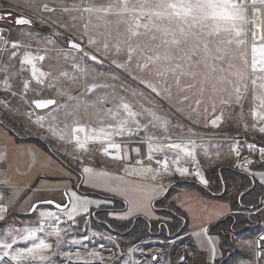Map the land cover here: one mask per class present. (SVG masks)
I'll return each mask as SVG.
<instances>
[{"label": "snow or ice", "instance_id": "obj_1", "mask_svg": "<svg viewBox=\"0 0 264 264\" xmlns=\"http://www.w3.org/2000/svg\"><path fill=\"white\" fill-rule=\"evenodd\" d=\"M63 2L59 0L61 5ZM34 3L35 0H24L23 6L32 8ZM38 10L79 13L71 19L73 25L80 23L83 27L81 42L69 41V48L74 52L60 50L59 54L65 61L81 60L76 53H82L83 57L99 64L108 59L148 90L146 93L125 87L118 82L120 78L115 74L110 77L102 74L93 76L86 64L76 62L71 64L72 71L83 80L93 81L84 85L85 93L101 90L94 102L89 103L71 95L67 97L70 103L61 104L55 98H37L28 102L36 110H48L47 116L37 115L34 123L65 145L57 151L83 164L85 155L90 158L93 155L89 146L100 145L99 152L122 164L123 173L151 182L145 186L147 193L142 198L127 201L126 216L151 214L153 200L167 191L163 184L155 183L163 175L195 177L202 184L208 183L197 159L198 149L205 154L208 149L191 138L195 135L191 129L171 133L169 113L155 103L150 94L169 104L175 101L179 105L177 110L189 119L197 117L206 122L205 126L210 124L218 128L224 121L225 107L233 104L242 106L250 82L253 92L250 114L254 122L251 125L245 122L243 127L264 134V23L257 25L255 20L257 13H264V0H80L71 7L60 8H51L44 3ZM11 15L10 11L0 15V20L8 19ZM49 20L50 17L44 19L43 23L47 24ZM53 23L60 24L59 21ZM15 24L30 26L32 20L19 16ZM60 26L65 27L63 24ZM45 39L47 43H54L52 39ZM85 40L91 52L84 51L82 43ZM6 47L10 48V59L18 60V70L30 74L28 79L21 81V97L36 91L31 87L33 82L40 89H55L58 95H66L57 87L60 80L76 81V76L68 71L54 75L53 67L44 70L41 65L46 59V48L34 53L28 50L30 43L9 42L0 34V50ZM39 51L45 54H39ZM0 72L5 73L3 90L15 97L17 93L12 91L10 82L15 73L9 75L8 65H0ZM37 95L40 93L37 92ZM0 104L7 107L8 101L0 100ZM202 113L205 114L203 117ZM24 115L31 120L33 112ZM209 115L213 118L209 119ZM240 115L242 117L243 113ZM200 119L195 122L200 123ZM176 127L183 126L177 124ZM158 129L163 131V136L146 135L143 141L147 146V160L151 161L156 154H162V158L155 161L158 166L153 168L151 163L146 164L143 160H137L136 166L129 163L131 157L127 148L117 143V139ZM68 146L72 151L68 150ZM243 147L250 152L258 151L257 160L264 167V146L248 143ZM135 151L140 153L139 148ZM231 151L237 158L241 157L239 141ZM243 161L237 166L249 171L253 161L247 157ZM189 165H195V170L190 171ZM77 174L82 176L85 186L93 187L104 186L107 178L113 175L89 165H84ZM251 175L258 176L264 183V171L251 172ZM117 178L122 180L123 176ZM3 183L7 185V181ZM110 190L126 193L123 188ZM64 196L66 199L61 203L45 200L31 206L29 213L38 212L39 216L35 226H4L0 231V264H51L53 246L48 238H55L57 248L67 243L66 235L71 234L77 226L76 218L91 216V208H98L102 203L77 191L66 190ZM2 200L4 196L0 193ZM43 205L50 207L41 210ZM7 212V207L0 203V222L5 221ZM202 234L207 238L210 259L214 261L217 250L207 227L195 233L197 237ZM71 243L79 244L80 241L71 240ZM262 243L264 236L257 242L258 249ZM90 255L101 261L104 259L99 252ZM262 255L264 253L260 251L255 253L257 259ZM152 259L156 260L157 257L153 256ZM184 259L181 257L182 262ZM84 264L90 262L85 261ZM125 264L128 262L125 261Z\"/></svg>", "mask_w": 264, "mask_h": 264}, {"label": "rangeland", "instance_id": "obj_2", "mask_svg": "<svg viewBox=\"0 0 264 264\" xmlns=\"http://www.w3.org/2000/svg\"><path fill=\"white\" fill-rule=\"evenodd\" d=\"M79 2L80 0H64L63 5H61L59 3V0H35V3L32 8H26L23 6L24 0H0V15H3L9 11L12 14L10 18L0 20V33L3 34L9 42L17 41L24 45L30 43V48L28 50H31L34 53L38 50H42L45 48L48 49L46 53V59L42 62L41 65L44 70L47 71L50 67H53L54 75H58L60 71H68L70 75L76 76L75 82L62 78L60 80V83L57 85V87H59L63 92H65L66 95H58L55 89H40L39 86H37L35 82H33L31 87L33 89H36V91H30L27 95L21 97V81L23 79H28L30 77V74L27 71L21 72L18 70V60L10 59V48L6 47L4 50H0V65L9 66V75L15 73L10 82L12 84V91L17 93V95L13 97L7 91L3 90V79L5 73L0 72V100L8 101L7 107H5L3 104H0V117H6V119L14 122L20 130L24 129L26 133L29 134L28 137L32 136V138H37L38 140L44 142L49 148L61 155L67 162H69L72 168H74L73 172L77 179V181L75 182V187L78 186L80 193H82V188V191L86 192L87 196H89L90 199L102 201L101 204H104L103 206H99L98 208L93 206L91 208V216H79V223H81L86 218H96V215L94 214L98 210H101V208L108 211L109 216L111 218H152L155 212V201L165 198L168 199V202L172 203L175 208L179 209V211L184 210L187 213L186 220L188 222L190 220L189 218H191L192 220V230L197 229L192 236L196 243H191L187 239V236H183L184 238L178 236L170 238L163 235L153 238L150 236H144L142 245L133 248H131L132 246H128V249L131 250V254L129 250L124 256L121 254L112 256L111 259L113 262L120 261L121 264H125V261H127L128 264H264V255H262L259 259H257L255 256V253L257 251L264 253V243L261 244V247L259 249L257 248V242L260 241V237L264 236V220L261 223V221L254 219L253 222H255V224H248V226L246 224L247 222H243L241 230L245 228H252L255 231V236L253 237H250L248 235L244 236L243 231L239 230L240 232H237L238 229H236L237 231L235 230L230 232L232 234L231 236L233 238V243L235 245L236 252L242 251L240 255H236L237 253L235 251L228 255L220 249L218 242L219 240L216 237H212L213 243H215L217 250L216 259L214 261L210 259V248L207 238L203 234L199 237L195 235V233L201 231V228L204 227V225H206L210 219H212L215 215L218 214V212L223 208V206H227V203L229 204L228 201H225L217 196L218 194L216 190L210 188V182L206 177V172L210 170L213 166H215L214 164L217 161V157H215V154L209 155L207 162L205 160L206 154L200 149L197 150L199 168L208 181L206 185L202 184L195 177H190V180H188L189 182H195L199 184L205 189H201L199 187H185L183 190H181L179 187L176 186L177 180L176 178H174V176H179L178 174H173L171 178L167 176L159 177L155 183L163 184L167 188V191L163 195L158 196L153 200L151 214L145 215L144 213H135L133 215L126 216V209H124V211L118 212L113 208L114 205L112 202V198L121 199L125 201L126 204L129 199H140L147 193V188L145 186L151 182L142 180L140 177L137 176L123 173L122 164L118 163L117 161H113L112 159L102 155L99 152L100 145H90L89 147L91 148L93 155L91 156V158L88 155H85L84 163L79 164L76 160H74L67 154L57 151L58 148H63L65 147V145L54 140L48 132H46L44 129H41L38 125L34 123L35 117L37 115L47 116L48 110L40 111L32 108L28 103L31 100L37 98H55L57 99L58 103L62 104L66 102L70 103L67 97L68 95H71L89 103H92L95 101L97 96L101 94V90L99 89L96 90V92L94 93H85L84 85L90 84L93 81L83 80L82 78H80L78 73H74L71 69L72 63L83 62L90 68L91 74L93 76H99L102 74L104 77H110L111 75L115 74L120 78L118 82L123 83L125 87L131 89H139L141 91H145L146 93L148 92L147 89L140 85L139 81L133 79L132 75H129L123 70L117 68L115 65H112L108 59H105L102 64H99L97 62L88 60L87 57H83L82 53H76L77 56L81 57V60L65 61L64 57L59 54L61 49H64L69 52H74V50L69 48L70 40H75L78 43L81 42V33H83L84 31L83 27L80 23H76L75 25H73V21L71 19L72 16H78L79 13H65L61 11L47 12L39 11L38 9L40 8V5L44 3H47L51 8H60L62 6L71 7L73 3ZM249 11V18L251 19V7ZM14 16H23L25 18L31 19L32 24L30 26L16 25L15 22H13ZM49 17V22L47 24L43 23V20L48 19ZM256 17L260 19L261 24L264 23V13H257L255 18ZM53 21H59L60 24L65 25V27H61L60 24L53 23ZM249 27H251V25H249ZM45 38L52 39L54 43H47ZM82 46L84 47L85 52H91V48L87 46L86 40L83 41ZM23 50L24 49L22 48L21 51ZM39 54L44 55L45 53L43 51H39ZM121 59H123V57H121ZM37 92H39L40 95H37ZM123 94L124 93H121V95ZM150 95L152 96V99L155 103L162 106L163 110L169 113L168 118L172 124V127L170 128L171 133H177L181 131L187 132L188 129H191L192 132L195 133V135H193L192 137L198 138L196 139L197 143H202L207 149L214 148L216 144L217 147L218 143H216V140L221 135H224L225 138H228L227 140L230 142V144L233 143L234 145H236L238 141L239 143H243L242 138H246L251 143H256L258 146H264V134H260L257 131L252 130L251 128L246 130L243 127V124L245 122L249 125L254 122L250 114V109L253 106V92L252 85L250 82L248 84V91L241 102L242 106L233 104L231 107H225L224 109L225 117L223 123L226 120H231L230 122H233L232 125L235 123V136L233 137H231L230 134H227L228 130H226L224 134H221L220 130L222 128L223 123H221L218 128L212 127L210 124H208L206 127H211L215 132H213L212 129L210 131H207L205 129L206 122L203 119L197 117L189 119L187 115L177 110L179 108V105H176L175 101H173L172 104H169L167 101L162 100L160 97H156L154 94ZM29 111L33 112L31 120H29L28 117L24 115ZM187 111V106H185V112ZM241 113H243L242 117L240 115ZM204 115L205 114L202 113L201 117H203ZM211 118H213V116L209 115V119ZM197 119H200V123L195 122ZM177 124L182 125L183 127H176ZM229 126L226 125V127ZM146 135L163 136L164 133L162 130L159 129L155 131L150 130L147 134L142 131L138 135H133L130 137L126 136L122 139H117L116 142L122 144V146H126L128 154L131 157L129 163H131L132 165L136 166L137 160H143L146 164L151 163L152 167L156 168L158 165L155 161L161 159L162 154H156L151 161L147 160V146L146 143L143 142L146 139ZM204 135L210 139L206 143L199 139ZM207 145L209 147H206ZM233 146H231V148H233ZM136 148L140 149L139 154L136 153ZM68 149L69 151H72L71 146H68ZM132 149H134L133 152L131 151ZM242 156L243 155H241L240 157V163L244 162ZM198 157L202 158L203 163L199 160ZM237 164L238 163L235 162V164L227 163L226 165H230L234 169L236 168L249 174H251V172L264 171V169H254V166L256 165L249 166V171H245L243 168L238 167ZM253 164L256 163L253 162ZM84 165L92 166L98 171L110 172L113 175L110 178H107L106 183L102 187L85 186L83 183L82 176L77 174L80 172L81 168ZM189 167L190 171L195 170V165H189ZM260 167L264 168L261 165ZM0 168H2L1 165ZM119 176H123V179H118L117 177ZM253 177L255 180L258 181L257 183L264 187V183H261L258 176ZM111 188H123L126 189V193L120 194L119 192L111 191ZM0 193H2L4 196V200L0 201V203H3L8 209L5 221L0 222V231L3 230L5 225L23 227L25 225L35 226L37 224L39 219L38 212L29 214V209L31 207L28 208L26 206V204L29 205L31 199L37 197L36 193L26 196V201L22 199L18 200V203L14 201V197L11 196L7 190L0 188ZM63 201L64 200H62V202ZM104 201H107V203H104ZM22 202L23 204L21 205ZM47 208L49 207H42L41 210ZM176 212L178 211L176 210ZM241 213L247 216L249 214L252 217L256 216L255 214H260L264 219V209H253L251 211L247 210L244 212L241 211L240 214ZM248 222L251 223L252 220H249ZM63 227H68V225ZM78 231V227L73 228L71 234L66 235V239L78 238ZM107 238L110 241H118L119 235L114 233L108 234ZM48 241L52 243L53 246L51 264H56L55 258H57V256L60 259L62 258L63 260L67 259V253L71 250V248L67 246L68 243H62L60 247L57 248L56 240L54 237H49ZM193 244L195 248H193ZM20 246L24 245L21 244ZM200 247H203L205 249H201ZM204 250L206 251L203 252ZM80 253L85 255L82 251H80ZM86 255L88 254L86 253ZM153 256L157 257V259L153 260ZM69 257H74V255L70 254ZM181 257L185 258L183 262L181 261ZM111 259L109 260V262L111 261ZM64 261L65 264H68V260ZM96 262H98V259L96 260ZM98 264H102V261L98 262Z\"/></svg>", "mask_w": 264, "mask_h": 264}, {"label": "crops", "instance_id": "obj_3", "mask_svg": "<svg viewBox=\"0 0 264 264\" xmlns=\"http://www.w3.org/2000/svg\"><path fill=\"white\" fill-rule=\"evenodd\" d=\"M230 121L231 120H226L223 123L220 132L221 134H224V132L228 130L227 134H230V136L233 137L235 136V123L232 125L233 122L231 123ZM226 125L228 126L231 125V126L226 127ZM205 129L207 131L208 130L210 131L212 128L206 127ZM192 138L194 140L198 139L194 137ZM199 139L202 140L204 143L210 140L205 135L200 137ZM227 139L228 138H225L224 135H221L217 138L216 143H218V146L216 147L217 145L216 144L214 148L208 149V153L205 156V160L207 162H208L209 155L215 154V157H217V161L214 164L215 166L219 165L224 168H232V166L230 165L228 166L226 164L227 163L235 164V162L240 163V158H237L231 151L232 149L231 146H233L234 144L233 143L230 144V142ZM206 147H209V146L207 145ZM133 150L134 149H132L131 151L133 152ZM0 158H1L0 165L2 167L0 168L1 169L0 170V188L7 190L8 193L14 197V201H16L17 203H18V200H21V199L26 201L27 200L25 199L26 196L32 195L33 193L37 194L36 198L30 200L29 205L26 204L28 208H30L36 202H39V201L41 202L45 200H54L58 203H61L62 200H65L66 198L64 196V192L66 190L67 191H77L78 194L87 195L86 192L80 193L78 186L75 187V182L77 181V179L72 169H69L68 167H66L62 162H60L53 155L46 152L44 149L39 147L34 142L29 141V140L18 141L17 138L14 135H12L10 131L1 122H0ZM199 160L203 163L202 158H199ZM163 176H167L171 178L173 174L163 175ZM174 178H176L177 180L176 185L179 182H187L188 180H190V177L174 176ZM4 181H7V185L3 183ZM179 188L183 190L185 187H179ZM187 188H190V187H187ZM13 189L15 190V193L13 192ZM224 192H225V188L222 194ZM112 200L120 201L121 204H123V208L116 209L118 212L124 211V209H127V204L125 203V201L121 199H117V198H112ZM157 201H155V203ZM23 202L21 203V205L23 204ZM155 203H154L155 212L152 218L145 219V218L139 217L135 219H119L115 217V219L119 221L134 220L133 224L136 223L135 222L136 219H140L141 221L146 220L148 224L149 222L160 221V227L166 226V222L170 221L171 219L168 217H161L159 216L158 213L159 211L167 210V207H160V206L156 207ZM103 205L101 204L100 207ZM181 212L186 217L187 213L184 210H181ZM232 213L234 212L231 210L230 205L227 203V206H223V208L218 212V214L215 215L212 219H210L206 225H204V227L208 228V235L211 237H216L219 240L218 241L219 247H220V238L216 235H211L209 229L218 220ZM78 218L79 217L76 218V224L78 222ZM189 219H190L188 222L189 230L182 233L184 235L179 233L181 231H178V230L176 232H171L168 229V226H166L167 236L168 237L178 236L181 238H184L183 236H187V239L191 243L195 242L192 236L197 229L192 230L193 223H192L191 218ZM116 230L118 232L114 231V233L119 235V237H123V236H126L129 229L125 231H120L119 229H116ZM157 236H159V234H153L151 237L153 238ZM122 248L124 250L128 249V247H122ZM193 248H195V246ZM200 248L205 249L203 247H200ZM129 250L130 249H128V251ZM205 251L206 250H204L203 252Z\"/></svg>", "mask_w": 264, "mask_h": 264}, {"label": "trees", "instance_id": "obj_4", "mask_svg": "<svg viewBox=\"0 0 264 264\" xmlns=\"http://www.w3.org/2000/svg\"><path fill=\"white\" fill-rule=\"evenodd\" d=\"M0 122L14 135L18 141L29 140L37 144L39 147L44 149L46 152L53 155L56 159L62 162L66 167L72 168V166L67 162L61 155L49 148L44 142L38 140L37 138L28 137L29 134L26 133L24 129L20 130L16 124L8 119L1 118ZM74 168H72L73 170ZM254 169H264L260 166H254ZM206 177L210 182V188L217 191V196L225 201L229 202L231 210L234 212L230 215L223 217L213 224L209 231L211 235H216L220 238V249L227 253L228 255L236 252L235 245L233 243L231 231L242 229L243 222L248 224H255L253 220H259L263 222V218L260 214H255L256 216L243 215L240 214L241 211L258 209L260 207V202L264 198V187L257 183L258 181L254 177L242 170L234 168H224L222 166H213L210 170L206 172ZM177 187H201L195 182H179ZM225 188V192L222 194ZM81 192L82 188H81ZM114 206L113 208L121 209L123 204L120 201H112ZM156 207H167L165 211H159V216L168 217L171 220L166 222V226L171 232L181 231L179 233H184L189 230L188 221L186 220L185 215L179 209L175 208L172 203L168 202V199H161L155 203ZM175 210V211H174ZM176 210L178 212H176ZM30 214V213H29ZM94 215L96 218L107 219L112 223L114 229H119L120 231L128 230L126 236V244L130 245L138 241H143L144 236H152L153 234H159V236H167L166 226L160 227V221L158 222H146V220L141 221L140 219L135 220H126L119 221L109 216V212L101 208ZM185 217V218H184ZM253 218V219H252ZM252 220L251 223L248 221ZM150 231V232H149ZM244 236L248 235L250 237L255 236V231L252 228H245L243 230ZM246 233V234H245ZM148 238V237H147ZM171 238V236H170ZM236 255H240L242 251H237ZM235 260V258H234Z\"/></svg>", "mask_w": 264, "mask_h": 264}, {"label": "flooded vegetation", "instance_id": "obj_5", "mask_svg": "<svg viewBox=\"0 0 264 264\" xmlns=\"http://www.w3.org/2000/svg\"><path fill=\"white\" fill-rule=\"evenodd\" d=\"M76 227H78L79 230L78 238L67 239V246L70 247L71 250L68 251L66 256L67 259L64 260H68V264H84L85 261L90 262V264H98L101 260L98 259V262H96L97 259L90 255L92 252H99L100 255L104 257L102 264H121L120 261L113 262L111 257L116 256L117 254H121L123 256L126 255L128 250H124L122 247L132 246L131 248H133L142 245V241L127 245L124 236L119 237L118 241H110L107 238V235L113 234L114 231H118L113 228L112 223L107 219L86 218L81 223L77 222ZM94 233H98V235H94ZM71 240H81V243L73 244L71 243ZM80 251H82L85 255L86 253L88 255L85 256L81 254ZM70 254H73L74 257H69ZM110 259L111 261L109 262ZM64 260L62 258L60 259L58 256L55 258L56 264H65Z\"/></svg>", "mask_w": 264, "mask_h": 264}, {"label": "built area", "instance_id": "obj_6", "mask_svg": "<svg viewBox=\"0 0 264 264\" xmlns=\"http://www.w3.org/2000/svg\"><path fill=\"white\" fill-rule=\"evenodd\" d=\"M242 142L243 143H239L241 145V155H243L242 157H249L254 163L256 164H252L253 165H257V166H260V162H258L257 158L259 157V152H250L249 150H247L245 147H243V145H246L248 143H251L249 140H247L246 138H242ZM260 146V145H259ZM245 154H248V155H245ZM236 156V155H235ZM259 209H264V198L261 200L260 202V207L258 208ZM62 227L63 226H66V225H61Z\"/></svg>", "mask_w": 264, "mask_h": 264}, {"label": "bare ground", "instance_id": "obj_7", "mask_svg": "<svg viewBox=\"0 0 264 264\" xmlns=\"http://www.w3.org/2000/svg\"><path fill=\"white\" fill-rule=\"evenodd\" d=\"M255 20H256V24H257V25H260V24H261L260 19H259L258 17H256ZM0 34H1V33H0ZM191 253H192V252H191Z\"/></svg>", "mask_w": 264, "mask_h": 264}, {"label": "water", "instance_id": "obj_8", "mask_svg": "<svg viewBox=\"0 0 264 264\" xmlns=\"http://www.w3.org/2000/svg\"><path fill=\"white\" fill-rule=\"evenodd\" d=\"M17 18V16H15V18H14V21L13 22H15V19ZM40 111H42V110H40ZM42 202V201H41ZM38 203V202H37ZM42 207H50V206H48V205H43ZM32 214V213H31Z\"/></svg>", "mask_w": 264, "mask_h": 264}]
</instances>
